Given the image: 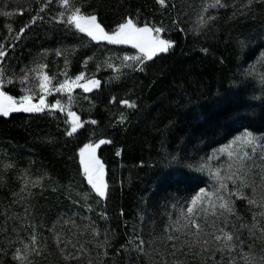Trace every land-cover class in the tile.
<instances>
[{
    "label": "trees",
    "instance_id": "16d2710c",
    "mask_svg": "<svg viewBox=\"0 0 264 264\" xmlns=\"http://www.w3.org/2000/svg\"><path fill=\"white\" fill-rule=\"evenodd\" d=\"M177 1V10L171 12L170 8L159 10L156 0L84 1L85 11L94 13L106 30L127 18L139 26L161 25L173 46L126 82L107 87L98 79L91 114L75 111L82 127L65 112L61 120L66 131L40 116L50 113V108L0 115V147L5 144L9 149V168L0 166V264H17L12 254L19 232L30 235L34 230L39 239L32 264H264V198L249 187L227 199L232 212L218 204L202 208L208 220L203 227L210 238L203 240L200 230L193 258L174 255V259L160 260L168 259L161 255L159 242L165 232L163 208L172 200L182 205L184 198L205 185L199 154L243 125L264 133V85L254 92L250 81L238 77L245 60L240 45L249 27L241 24L232 9L194 31L183 16L191 11L186 6L192 1L186 0L184 7L180 6L185 0ZM31 30L38 33L36 27ZM11 51L7 48V56ZM123 98L136 100L137 108L124 110L125 124L113 123L110 115L113 110L120 112ZM55 113L61 115L59 110ZM73 125L77 131L68 135ZM91 133L111 141L98 154L105 166L104 197L88 183L77 156ZM23 160L26 171L37 172L41 178L27 197L29 202H21L30 204L20 223L22 213L18 217L15 201L23 199L16 165ZM82 194L91 204L88 220L97 248L94 258L77 256L81 261L65 262L56 236L67 230L63 222L74 209L70 204H79L76 196ZM249 199L256 203L249 204ZM224 233H231L233 240L226 242ZM231 244L236 245L234 250L228 247Z\"/></svg>",
    "mask_w": 264,
    "mask_h": 264
},
{
    "label": "rangeland",
    "instance_id": "374dc122",
    "mask_svg": "<svg viewBox=\"0 0 264 264\" xmlns=\"http://www.w3.org/2000/svg\"><path fill=\"white\" fill-rule=\"evenodd\" d=\"M84 1L68 0L67 5H65L61 3V0H0V50L5 53L7 48L12 50L10 55L7 56L6 53L3 58H0L2 59L0 69L3 70V74L0 76L3 81L2 87H0V93L3 94L0 95V104L8 103L4 100V95L11 96L17 107H20L22 98L25 96L30 98L29 101L25 102V107L40 106V100L43 98L45 105L43 110L50 108V113L40 116H46L49 121L61 126L63 124L61 116L65 112L79 126L82 123L79 119V122L76 123L77 117L79 118L76 112L85 113L86 116H89L90 111L96 105L91 95L98 87L90 84L89 81H101L98 79H102L101 82L107 87L117 83L121 84L126 82L132 73L145 68L157 55L164 53L158 52L149 60L145 58V54L141 53L139 48L133 47L131 43L112 44L99 38L92 39L87 33L80 32L74 23L68 22L67 18L72 15L76 8L80 10V14L95 15L85 11ZM187 1L182 2L180 7H184ZM190 1H192L190 6H186V8H191L192 12L185 11L183 16H187L188 24L194 31L207 27L216 21L222 13L232 9L233 13H237L241 24L249 27L248 35L245 40L241 41L242 45H240L243 46L242 52H244L245 60H243L238 71V77L242 82L250 81L255 87L254 92H258L264 85V17L257 18L256 16L264 13V0H221V4H216L215 0ZM156 2L159 10L170 8L169 11L171 12L178 8L177 0H172V4L165 0L164 5H161L158 0ZM2 13H10L11 15ZM20 23L23 27L19 26ZM97 23L100 24L98 18ZM135 24L138 27L145 26ZM100 26L109 34L117 29L116 27L106 30L101 24ZM32 27H36L38 33L42 32V35L36 37L38 33L32 32L33 35L31 33ZM148 27L153 28V36L157 35L154 31L155 28H162L161 25ZM21 29H23L22 33ZM27 29L29 30L25 33L24 30ZM43 30H50L51 32H49L50 34L43 33ZM166 33L170 34L171 32L168 29ZM164 34L163 29L159 36L161 39L167 40V36L165 37ZM20 43L21 46L18 47L17 44ZM138 56L141 57L139 61L134 59ZM81 75L82 78L77 80L76 78ZM61 84L66 86L60 89ZM41 85L44 86L41 87ZM86 88L89 90L86 91ZM57 101H59V106L54 107ZM124 101L127 103H123ZM129 105L134 106L130 107ZM120 108V112L113 110L110 118L114 117L113 123L125 124L126 112L124 110L136 109L137 101L123 98L120 102ZM58 110L61 115L55 113ZM73 113L74 115H71ZM62 128L66 131L64 125ZM245 133L252 134L254 140L251 144L238 139L244 137ZM100 140L104 139L99 133H91L80 150L87 144H98ZM104 144L96 147L94 153H85L84 157L80 156L79 150L77 156L84 171L81 160H89L90 156L94 155L103 165L102 179L105 183V166L98 156L99 150ZM1 145L0 162L2 164L0 166L8 169L9 149L5 144ZM198 160L203 167L205 185L198 193L190 194L184 198L182 205L177 200H172L167 204L168 206L163 208L166 213L163 223L165 232L159 242L163 250L161 255L167 256L168 259H160L161 261L174 259V255L193 258L192 248L200 230V236L203 240L207 237L210 238L206 228L203 227V222L208 223L206 213H202L204 211L201 210L203 207H207V204L215 207L216 204L223 203L219 196H224L227 200L234 196L230 195L231 193L240 195L246 187H249L252 188L253 193L264 198V133L252 132L243 125L226 139L218 140L205 148L199 154ZM26 164L23 160L19 162V166L16 165V173L21 181L19 197L23 199L19 203L15 201L18 206L16 209L18 217L21 215L19 213H22L21 218H18L20 223L24 221L30 204H22L21 202H29L26 199L32 196L31 194L41 178V174L37 172L29 174L28 170L25 169ZM229 176H232L236 183L229 180ZM221 184L227 186L225 190L221 189ZM197 196L200 199L196 200ZM76 197V202L79 204L71 202L70 205L74 209L67 213L63 222L67 230L60 232L55 241L58 253L65 262L72 259L81 261L82 258H77V256L94 258L97 248V242L92 239L93 234L91 232L93 231H91L92 227L88 220L91 204L88 203L83 194ZM81 198L84 202L80 201ZM193 200H196L195 204H193ZM189 208L192 209L191 212L188 211ZM193 221L199 226L201 224L199 230L193 226ZM49 227L53 226L49 225ZM203 229L204 231H202ZM37 234L38 232L35 230L30 235L19 232L18 241L13 245L12 254L14 257L18 254L22 257V259L15 258L17 264H32L35 258L33 253L39 239Z\"/></svg>",
    "mask_w": 264,
    "mask_h": 264
},
{
    "label": "snow or ice",
    "instance_id": "6c2138e0",
    "mask_svg": "<svg viewBox=\"0 0 264 264\" xmlns=\"http://www.w3.org/2000/svg\"><path fill=\"white\" fill-rule=\"evenodd\" d=\"M158 2L161 5H164L165 0H158ZM216 4H221V0H215ZM61 3L67 5L68 0H61ZM215 6V5H213ZM223 6V5H221ZM4 15H11L10 13H2ZM63 15V13H61ZM35 19V18H34ZM69 23H74L75 27L79 29L80 32L87 33L88 36L92 37V39H103L106 40L109 43L112 44H126V43H131L133 47L139 48L141 53L145 54L146 59H152L154 55H156L158 52H167L172 46L173 43L169 40L166 39H161L159 36V33L163 31L162 28H155L154 31L157 33L156 36L152 35L153 28L148 27L147 25L143 27H138L134 22L133 19L127 18L124 23L118 25L117 29L109 34L104 31V29L100 26L99 23H97V18L95 15H83L80 14V10L76 8L73 12L72 15L69 16L68 18ZM34 22V20H33ZM23 32V29H21V33ZM19 35V34H18ZM6 55V53L3 50H0V58H3ZM126 59H133V58H126ZM136 60H141V57H134ZM0 62H2V59H0ZM142 70V69H141ZM3 70L0 69V76H2ZM82 78L81 76H78L76 79L80 80ZM2 79H0V87H2ZM90 84L98 87L99 86V81H89ZM44 85H41L43 87ZM66 85L61 84L60 89H63ZM86 91L89 89H85ZM0 95H3L0 93ZM4 100L8 101L7 104H0V113L3 115L7 116L9 112L11 111H26V112H31V111H43L44 105V100L41 98L40 100V106H27L25 107V102L29 101L30 98L25 96L22 98L20 107H17L15 102L13 101V98L11 96L4 95L3 96ZM123 103H127L124 101ZM59 106V101L56 102L54 107ZM130 107H133L134 105H129ZM71 115H74L71 114ZM79 118L77 117V120ZM92 123H95V121H92ZM82 127L83 125H79ZM77 131V126L73 125L72 129L70 132H68V135H72L74 132ZM242 142L251 144L254 140L253 136L251 133H245L244 137L238 138ZM104 143H111V141H105V140H100L98 144H87L85 145L81 150H80V156L84 157L85 153H94L95 148L99 147L100 144ZM223 151V149H222ZM247 155V153H245ZM81 163L84 166V174L86 175L88 179V183H90L95 189L96 193L104 197L106 195V188L107 185L103 182V165L100 163L98 159L95 158L94 155L90 156L89 160H81ZM243 167V165H242ZM219 175V173H217ZM229 180H232L233 183H236V180L233 179L232 176L228 177ZM243 184V181L241 182ZM221 189L225 190L226 185L221 184ZM238 193H231L230 195H237ZM241 198H245L241 196ZM200 199L199 196L196 197V200ZM219 199L223 201V203L220 204V207L222 209H225L228 212H232L233 209L229 205V201L225 199L224 196H219ZM196 200H193V204H195ZM249 204H255L256 201L249 199L248 200ZM189 212L192 211L191 208L188 209ZM193 226L199 230V225L195 223V221L192 222ZM223 231V229H221ZM171 239V237H169ZM215 239L219 241L221 239V236H215ZM224 239L226 242H230L233 240V235L231 233H224ZM238 239V238H237ZM207 243V242H205ZM141 244H143V241H141ZM230 250H234L236 248L235 244L228 245ZM223 250V249H220ZM16 259H22V257L18 254Z\"/></svg>",
    "mask_w": 264,
    "mask_h": 264
},
{
    "label": "water",
    "instance_id": "95a60500",
    "mask_svg": "<svg viewBox=\"0 0 264 264\" xmlns=\"http://www.w3.org/2000/svg\"><path fill=\"white\" fill-rule=\"evenodd\" d=\"M12 112H14V111H12ZM12 112H10V113H12ZM0 115H3V114H0Z\"/></svg>",
    "mask_w": 264,
    "mask_h": 264
}]
</instances>
